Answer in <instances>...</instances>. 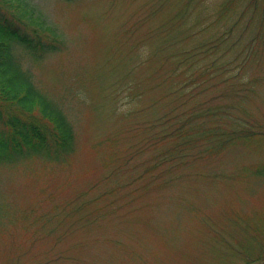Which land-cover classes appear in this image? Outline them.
<instances>
[{
	"label": "rangeland",
	"instance_id": "1",
	"mask_svg": "<svg viewBox=\"0 0 264 264\" xmlns=\"http://www.w3.org/2000/svg\"><path fill=\"white\" fill-rule=\"evenodd\" d=\"M222 1L0 0L35 47L17 57L76 135L56 159L0 164V264H264V137L162 167L150 142L180 103L171 58ZM258 47L243 91H212L264 125Z\"/></svg>",
	"mask_w": 264,
	"mask_h": 264
},
{
	"label": "trees",
	"instance_id": "2",
	"mask_svg": "<svg viewBox=\"0 0 264 264\" xmlns=\"http://www.w3.org/2000/svg\"><path fill=\"white\" fill-rule=\"evenodd\" d=\"M203 20L208 22L188 32L191 45L171 58L177 61L176 75L184 76L170 93L181 97L180 103L151 126L150 142L159 146L156 162L161 167L221 152L234 141L264 137L263 124L234 114L237 106L228 103L231 97L212 91L219 84L239 94L246 86L245 71L264 36V0H223L215 15ZM221 21L225 24L220 31ZM208 31L213 36L205 37ZM201 34L204 38H195ZM16 43L35 48L14 22L0 14V164L17 163L28 155L56 159L71 153L76 139L73 124L35 85L16 55ZM210 91L215 96L207 97Z\"/></svg>",
	"mask_w": 264,
	"mask_h": 264
}]
</instances>
